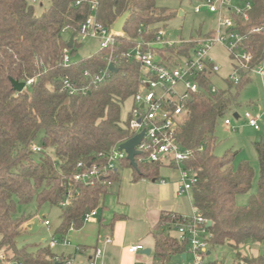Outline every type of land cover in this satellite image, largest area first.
<instances>
[{
    "label": "trees",
    "instance_id": "1",
    "mask_svg": "<svg viewBox=\"0 0 264 264\" xmlns=\"http://www.w3.org/2000/svg\"><path fill=\"white\" fill-rule=\"evenodd\" d=\"M77 1L50 0L49 7L36 15L31 0H0V250L11 264L56 263L49 244L36 253H27L25 246L16 247L25 221L24 217L14 216L16 206L35 199L38 207L46 203L59 207L56 233L60 240L70 230L81 229L87 212L104 208L102 200L109 188L105 181L112 184L118 175L115 169L91 184L75 182L77 164L105 166L110 151L132 136L128 117L123 121L121 110L138 89L137 64H117L116 73L90 86L85 95L68 96L61 91L63 79L76 85L88 84L83 74H94L106 65V52L101 50L77 63H63L62 52L68 40L62 30L68 28L71 35L77 36L80 24L90 15L88 1L81 0L76 6ZM159 1L162 0H96L94 16L110 29L128 12L117 37L119 50L124 51L139 39L154 38L159 30L156 25L172 16L158 5ZM250 1L247 21L235 14L231 18L235 29L247 35L244 50L251 54L249 66L253 68L264 62V0ZM254 28L261 30L252 32ZM202 36L199 33L197 38ZM79 45L75 40L69 55ZM193 45H185L181 54ZM248 74L240 70L237 84L229 80L225 89L215 92H211L209 76L201 75L200 90L191 95L174 134L175 141L191 151L183 167L191 169L196 178L191 188L193 208L211 222V247L227 244L235 251L232 264H264V254L246 257L239 252L245 243H264V144H255L257 189L245 206H237L235 198L249 191L254 170L245 161L234 168L232 151L221 157L214 154L215 127L239 105L238 94L249 81ZM10 80L32 82L19 93ZM34 147L40 151L35 152ZM143 157L135 158L136 169L126 157L119 166L132 168L134 181H157L161 164L148 163ZM62 202L66 205L60 206ZM179 220L178 214L161 212L151 231L154 264H170L183 252L167 234V228Z\"/></svg>",
    "mask_w": 264,
    "mask_h": 264
},
{
    "label": "built area",
    "instance_id": "2",
    "mask_svg": "<svg viewBox=\"0 0 264 264\" xmlns=\"http://www.w3.org/2000/svg\"><path fill=\"white\" fill-rule=\"evenodd\" d=\"M89 3L90 15L80 24L78 34H74V41L80 37L95 38L99 41V48L105 51L104 61L106 65L96 73L85 72L83 76L87 78L88 84L76 85L70 79L65 78L61 83V91L68 96L76 94L85 95L90 86H96L105 81L110 75L109 65L116 67L117 64L126 61L139 66L140 76L138 89L132 97V105L128 113V128L132 137L144 132L140 144L136 147L143 160L148 163H161L174 165L180 175L181 184L178 188V195L190 194L192 186L196 183V178L191 169L184 168L183 165L189 160L191 151L182 148L174 138L175 129L178 122L186 112L187 104L191 95L200 90L199 79L201 75L210 76L218 71V68L208 58V52L216 45H222L236 59L237 72L230 81L237 84L239 81L238 72L240 70L249 71L256 75L264 74V62L255 67H250L251 54L244 50V42L247 35H242L235 29L231 14L241 16L243 20H248V11L251 9L250 0H201L194 8L195 14L206 12L215 16V28L207 35L197 38H190L188 41L180 40L172 42L165 39L164 33L158 30L151 40H137L135 45L127 50H119L117 37L112 28L108 29L99 23L94 16L96 10V0H87ZM81 0L75 5L79 6ZM261 28H254L252 32H259ZM69 32L68 28L62 30L63 34ZM69 41V40H68ZM80 41V42H81ZM194 44L188 51L181 54L185 45ZM173 50L174 53L169 52ZM180 51V52H179ZM63 63H70L69 48L63 49ZM32 80H28L29 85ZM216 88L211 87V92ZM247 124L254 130H258L257 120L244 113ZM224 125H230L229 120H224ZM129 138V139H130ZM114 147L107 156L105 166L99 168L97 165H85L78 163L73 176L75 182L91 184L96 179L108 175L109 171L115 170L121 160L126 157L124 151ZM35 152L40 151L39 147H34ZM101 156V155H100ZM164 183L163 180L160 181ZM107 186L110 181H105ZM66 202L60 203L65 206ZM98 212L96 209L84 215V223L91 222ZM209 220L202 217L196 209L189 216H180L178 222L172 223L167 228L168 235L179 244L183 252L178 255L180 263L177 264H217L210 262L212 235L209 232L207 223ZM45 226L49 225L47 220L43 221ZM211 226V225H210ZM173 233V235H171ZM67 245L66 240L52 239L49 247L53 248L57 244ZM106 244L111 243V239L105 240ZM131 254H136L144 250L143 245L135 244L127 248ZM185 255L182 259L181 256ZM102 257V250L94 249L91 257L85 264H98ZM6 260L4 254L0 255V263ZM55 264H73L70 258L55 257Z\"/></svg>",
    "mask_w": 264,
    "mask_h": 264
},
{
    "label": "rangeland",
    "instance_id": "3",
    "mask_svg": "<svg viewBox=\"0 0 264 264\" xmlns=\"http://www.w3.org/2000/svg\"><path fill=\"white\" fill-rule=\"evenodd\" d=\"M31 2L34 6L36 15H40L50 5V0H34V2L31 0ZM158 5L166 8L167 11L172 14L169 19L156 25V28H159V30L164 33V37L167 40L172 42H179L181 39L188 41L191 37L196 40L199 33L204 36L215 28L214 15L206 12H201L200 14L194 13V8L197 5L196 0H162L158 2ZM180 12H182V15L179 14ZM70 36V32L64 34V38L67 40H69ZM77 41L80 45L76 47L75 52L70 55V63H77L85 60L100 50L99 41L95 38L87 37L81 41L79 37ZM208 58L211 59L213 64L218 68V71L210 76L212 86L218 90L225 89L227 87V81L237 72L235 68L237 65L236 59L231 58L230 52L222 45H216L210 49ZM248 76L249 81L242 85L238 94L237 101L239 105L229 110L224 117L218 121L214 131L216 138L214 146L215 155L221 157L226 152L232 151L235 153L233 159L234 168H237L242 161H245L254 170V177L249 191L239 194L235 198L237 206L247 205L249 198L256 192L259 171L255 144H264V74L256 75L255 73H249ZM131 105V99L123 105L121 110V118L123 121L127 120ZM235 113L238 115V119L233 117ZM244 113H249L251 117L257 120L258 130H254L247 124ZM225 119L229 120L230 125H224ZM159 174L165 177L168 182L175 180L178 184H181L178 177L179 175L176 171L165 172V170L161 168ZM171 174H174V178H171ZM119 175L121 176V171H119ZM113 192L115 193V189H113ZM111 199L113 198L107 197L104 199L103 204L107 208H98V216L95 219L99 221L101 215H103V224H108L110 222L114 212L119 213L117 208L112 210L108 207ZM59 215V207L51 206L47 203L38 207L35 199L27 204H18L14 216L24 217L25 221L21 226L20 235L16 238V247L21 248L25 246L27 253H36L40 247L47 246L53 238L60 240L61 237L56 233V229L60 224ZM155 218L154 213L150 212L146 213L141 219L133 217L130 223L133 225V231H128L126 233V238L128 240L137 239L141 235L140 230L143 229L145 222L152 225L156 220ZM44 220L49 222L48 226L43 224ZM99 229L100 237L104 238L106 235L104 234L106 233V228L102 229L101 226ZM96 230L90 223L83 225V228L79 231L74 230L71 234H68L71 246L91 243V241L95 239ZM76 231L78 232L76 233ZM171 235H173V233ZM59 244L50 249L52 255L61 256L64 254L67 257L69 254H72L73 248L71 246L63 247ZM87 251V253H90L91 250L87 248ZM239 252L246 257L263 255L264 243H245L240 246ZM3 253V250H0V255ZM141 257L144 258L143 256ZM152 257L154 258V256ZM234 259L235 251L227 244L211 247L210 256L207 258L208 261L216 262L217 264H232ZM137 262L141 263L142 260H137ZM11 263L13 262L7 260L1 264ZM177 263H180L177 257H173L170 261V264Z\"/></svg>",
    "mask_w": 264,
    "mask_h": 264
},
{
    "label": "crops",
    "instance_id": "4",
    "mask_svg": "<svg viewBox=\"0 0 264 264\" xmlns=\"http://www.w3.org/2000/svg\"><path fill=\"white\" fill-rule=\"evenodd\" d=\"M161 166L165 172L176 171L179 175V171L174 165L161 164ZM116 171L118 180L109 186L108 193L102 200V206L104 207L102 209L107 208L103 204L104 199L111 197L113 199H111L108 207L112 210L117 208L119 213L114 212L108 224L102 223L103 215H101L99 221L96 220L95 218L98 214L91 222H88L95 230L97 229L95 239H93L91 243L71 246L68 234H71L74 230H70L63 238L68 244L65 245L60 243L59 245L63 247L71 246L73 248L72 254H69L67 257L62 254L58 257L70 258L73 260V264H85L91 257L94 249L98 248L102 250V257L98 261V264H154L155 259L152 257L154 253V240L151 231L158 222L161 212L189 216L194 209L191 202V193L190 195H178L180 184L175 180L168 182L165 177L160 176L157 181L146 179L134 181L132 168L120 167L118 165ZM119 171H121V176L119 175ZM178 177L180 180V175ZM171 178H174V174H171ZM161 180H163L164 183H161ZM113 189H115V193ZM96 210L98 212V209ZM148 212L154 213L156 217L155 222L152 225L145 222L143 229L140 230L141 235L135 240H128L126 238V233L128 231H133V225L130 224L133 217L141 219ZM85 224L86 223H84V225ZM101 226L102 229L106 228V233H104L106 235L104 238L100 237L99 228ZM78 231H76V233ZM167 234L169 233L167 232ZM107 238L111 239V243H105ZM135 244L143 245L144 250L136 254L129 253L127 248ZM87 248L91 250L90 253H87ZM147 251H149V253H147ZM137 260H142V262H137Z\"/></svg>",
    "mask_w": 264,
    "mask_h": 264
},
{
    "label": "water",
    "instance_id": "5",
    "mask_svg": "<svg viewBox=\"0 0 264 264\" xmlns=\"http://www.w3.org/2000/svg\"><path fill=\"white\" fill-rule=\"evenodd\" d=\"M179 14L182 15V12H180ZM128 15H129L128 12H126L121 17H119L117 19V21L112 26L113 32H115L116 34H121L123 26H124V24L128 18ZM73 42H74V34H72L70 36L67 47L72 48ZM108 69L111 73H116L118 71L117 68H115L113 65H109ZM10 81H11L12 88L16 92L20 93L26 87V84L24 82H18L15 80H10ZM233 117L235 119H238V115L236 113L233 114ZM143 135H144V132H141L140 134L126 140L125 142L120 144L118 147V149L120 151L125 152L126 158L129 161V163L133 169H136V167H137L136 162H135V158L140 155L139 151L136 150V147L140 144ZM210 225H211V222L209 221L207 223V226L210 227ZM147 253H149V251H147ZM181 258L184 259L185 255L183 254L181 256Z\"/></svg>",
    "mask_w": 264,
    "mask_h": 264
}]
</instances>
